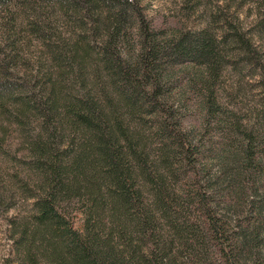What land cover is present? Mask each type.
Instances as JSON below:
<instances>
[{
    "label": "trees",
    "instance_id": "obj_1",
    "mask_svg": "<svg viewBox=\"0 0 264 264\" xmlns=\"http://www.w3.org/2000/svg\"><path fill=\"white\" fill-rule=\"evenodd\" d=\"M206 2L0 0L4 264H264V0Z\"/></svg>",
    "mask_w": 264,
    "mask_h": 264
},
{
    "label": "rangeland",
    "instance_id": "obj_2",
    "mask_svg": "<svg viewBox=\"0 0 264 264\" xmlns=\"http://www.w3.org/2000/svg\"><path fill=\"white\" fill-rule=\"evenodd\" d=\"M201 1H203L204 4L207 3L206 0ZM204 4L200 5V9H198L197 0H193L191 3H188V0H143L146 14L158 25H175L180 21L187 26H198L203 20L202 13L204 10ZM242 14L244 17L248 14V11L243 10ZM230 75L229 82L231 83L233 80L232 75L234 76V74L231 73ZM248 78L249 77L247 76L245 80L247 81ZM24 209L25 206L22 205L18 210L14 209L9 211L7 215L11 216L16 212L24 211ZM81 225L82 220L81 215L79 214L76 219V226L81 227ZM8 237V220L6 219V216H4L0 220V264H4V260L10 252L11 241Z\"/></svg>",
    "mask_w": 264,
    "mask_h": 264
}]
</instances>
